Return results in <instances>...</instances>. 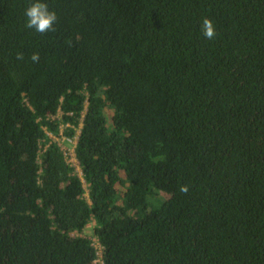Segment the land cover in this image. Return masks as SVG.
I'll return each mask as SVG.
<instances>
[{
    "label": "trees",
    "instance_id": "trees-1",
    "mask_svg": "<svg viewBox=\"0 0 264 264\" xmlns=\"http://www.w3.org/2000/svg\"><path fill=\"white\" fill-rule=\"evenodd\" d=\"M33 2L0 0V264H264V0Z\"/></svg>",
    "mask_w": 264,
    "mask_h": 264
},
{
    "label": "clouds",
    "instance_id": "clouds-1",
    "mask_svg": "<svg viewBox=\"0 0 264 264\" xmlns=\"http://www.w3.org/2000/svg\"><path fill=\"white\" fill-rule=\"evenodd\" d=\"M25 16V27L28 29H34L35 32L44 34L49 31H55L54 24L56 23L58 17L55 11L49 10L46 3L40 2V0H35V2L30 3L24 10ZM201 35L206 40H213L216 37V30L214 24L210 18H202L200 24ZM23 54L17 53V59L23 60ZM31 60L35 63L39 61V54L33 53ZM182 193L188 192V186L182 185L179 188Z\"/></svg>",
    "mask_w": 264,
    "mask_h": 264
},
{
    "label": "rangeland",
    "instance_id": "rangeland-1",
    "mask_svg": "<svg viewBox=\"0 0 264 264\" xmlns=\"http://www.w3.org/2000/svg\"><path fill=\"white\" fill-rule=\"evenodd\" d=\"M78 131L79 129L77 128L75 135H73L72 137H65L61 132H60L61 134H59L58 136H54L51 133H48V135L51 138V140L56 141L60 145V147L64 152L67 162L72 167L73 171L80 175L81 173L80 167L74 155V145L77 139ZM161 194L165 195L164 193ZM92 226H93V221L88 223L87 227H85L82 233L80 234L84 236H88L93 241L97 242L96 238L92 234Z\"/></svg>",
    "mask_w": 264,
    "mask_h": 264
},
{
    "label": "built area",
    "instance_id": "built-area-1",
    "mask_svg": "<svg viewBox=\"0 0 264 264\" xmlns=\"http://www.w3.org/2000/svg\"><path fill=\"white\" fill-rule=\"evenodd\" d=\"M93 245L96 248V254L97 258L95 259V262L101 263L100 257H101V246L98 242L93 241Z\"/></svg>",
    "mask_w": 264,
    "mask_h": 264
}]
</instances>
